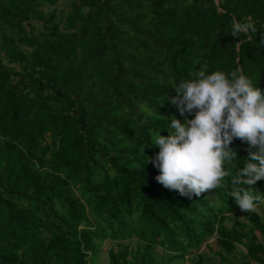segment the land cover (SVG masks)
Wrapping results in <instances>:
<instances>
[{
	"label": "trees",
	"instance_id": "16d2710c",
	"mask_svg": "<svg viewBox=\"0 0 264 264\" xmlns=\"http://www.w3.org/2000/svg\"><path fill=\"white\" fill-rule=\"evenodd\" d=\"M60 1L0 0V264H96L109 239V264H179L213 236L221 262L209 264L237 244L234 264H264V218L226 225L247 142L233 140L229 175L199 197L165 188L146 161L167 118L184 120L173 85L202 65L264 91V0H65L55 22ZM233 17L257 31L230 35ZM246 187L264 196V179Z\"/></svg>",
	"mask_w": 264,
	"mask_h": 264
},
{
	"label": "clouds",
	"instance_id": "9594fccd",
	"mask_svg": "<svg viewBox=\"0 0 264 264\" xmlns=\"http://www.w3.org/2000/svg\"><path fill=\"white\" fill-rule=\"evenodd\" d=\"M231 25L234 37L257 31L250 17L242 21L233 17ZM191 75L192 79L173 85L177 95L170 98L183 122L175 115L170 123L167 118L170 134L160 131L151 136L153 147L160 151L146 161L159 169L156 180L165 188L199 197L219 188L229 175L225 165L239 156L230 145L239 138L248 143L249 157L232 177L228 196L235 198L241 211L259 213L264 196L246 186L264 179V91L239 70L209 73L202 65Z\"/></svg>",
	"mask_w": 264,
	"mask_h": 264
},
{
	"label": "rangeland",
	"instance_id": "374dc122",
	"mask_svg": "<svg viewBox=\"0 0 264 264\" xmlns=\"http://www.w3.org/2000/svg\"><path fill=\"white\" fill-rule=\"evenodd\" d=\"M53 7L50 8H44V11L46 12L47 16L49 17L51 14V11ZM70 9V5L67 1L61 0L55 7L56 10V20L55 22L60 21L61 18H63L64 14L67 13ZM259 214L264 218V203L259 204ZM230 218L226 220V225L231 227L235 220H239L240 222L246 224V230H250V222L245 218L243 215V211L238 210L235 213H232L229 215ZM258 238L260 241H264V234H261L257 232ZM139 239L133 238L131 240L124 241L123 243L129 244L130 249L135 251L137 249V246L139 244ZM111 248L118 249V241L115 240H107L102 244V250L100 253V256L98 258V261L96 264H109L108 260V251ZM220 250L221 247L218 244L217 237L213 236L212 238H209L205 243L202 244V246L198 248H193L190 250V252L187 254L184 260H179V264H196V261L198 260V256L202 254L205 257L204 264H209L211 260L216 261L218 263L221 262V256H220ZM156 255L159 259L163 258L166 254L170 256V253H166L162 248L155 249ZM246 253L245 247L242 245L237 244L236 249L228 255L229 262L221 263V264H234L236 262H239L243 254ZM163 264H168L164 262ZM252 264H259L256 262H253Z\"/></svg>",
	"mask_w": 264,
	"mask_h": 264
}]
</instances>
